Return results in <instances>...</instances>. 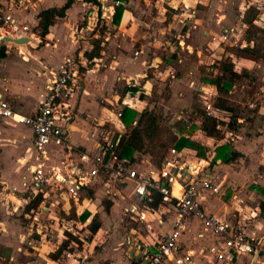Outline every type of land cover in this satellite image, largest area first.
<instances>
[{
	"label": "crops",
	"instance_id": "1",
	"mask_svg": "<svg viewBox=\"0 0 264 264\" xmlns=\"http://www.w3.org/2000/svg\"><path fill=\"white\" fill-rule=\"evenodd\" d=\"M98 1L99 3L101 2V0ZM103 2L104 1H102V7L108 12V20L111 19L113 21L117 3L106 5ZM0 3L5 11L13 14L19 24L29 25L35 34L34 41L29 45L17 46L14 44H6L4 46L6 47V57L0 58V94H2L16 112L27 116H34L40 107L48 82L58 75L66 59H68L67 57L63 61L66 52L69 51L75 54L76 51L80 49L82 39H85L87 35L94 32L93 23L96 20L97 6L93 2L77 0L66 12V17L58 19L50 28L49 34L45 38H42L37 30L40 22L39 15L46 9L63 7L67 3V0H0ZM165 4L175 11L174 22H169V25H174L173 23H175V28H180L181 25L184 27L193 21L194 27L192 28L197 29L201 21L200 18H198V12L196 10L199 5L204 7L206 16L211 15L212 19L214 21L216 20L219 24L222 22L223 16L219 15L220 13L218 10H221L223 7L228 8L232 4V1H157V6H160V10H166V8L163 7ZM242 4L243 1L240 5ZM190 9H192L191 12ZM190 13L192 17H190ZM101 17L105 18V16ZM144 17L143 13L142 15L136 14L134 16L128 10H125L119 26L118 35L121 37L120 40H122L121 42L123 43L121 45L122 50H118V47H114V43L117 44L115 39H111L109 44L119 55L114 56L115 61H112L111 64H103V69H101V62L106 60V53L103 47L102 57L96 60L99 61L100 64L97 63L94 66L95 68L87 70L85 79L81 78V89L71 101V106L75 109V119L71 124L72 144L79 150L96 152L99 143H102V145L105 144L106 141L109 140L106 126L117 119L116 112L125 107L127 103L129 108L140 112L136 107L129 105V102L140 101V98H143L144 95H148V92H145V90H148L152 82L149 79L148 71L151 67L155 66V63L151 65L148 64V58L145 55H148V51H151L149 48V45L153 44V40L151 39L155 40V38H162L160 35L162 30L160 29L157 31L156 29L144 31V28L141 27V25L144 26ZM241 17L242 19L244 18L243 15H241ZM158 18L162 19L163 17L160 16ZM235 18L241 21L239 15ZM146 20L149 19L146 18ZM131 21H134L135 24H132ZM125 26H127V28ZM209 29V31H203V34L207 36L208 41H213V44H223L236 36L235 33L225 41L224 35L229 31L228 28H223L221 35L217 37H213L214 29ZM77 33L79 36H76ZM118 36L116 37L118 38ZM43 41H45L44 47L38 51H30L29 46L35 48V44H42ZM133 42L141 44L140 48L135 52L137 57L133 56L134 54L132 55V47L135 45ZM154 43L155 45L157 44L155 41ZM181 44H184L181 51H188V53L191 54L196 50V47L193 48L189 46L184 40L181 41ZM87 50L88 49H84L81 51L82 53H80V55H84ZM24 51H26L28 55L22 56ZM197 53L199 54L201 52ZM193 66H190L191 72L194 70ZM236 72L241 74L239 70ZM187 76L189 77V75L185 74L184 80L182 81H187ZM115 78L117 82H123L121 83L123 84L121 86L123 89L125 87L131 88L129 87V83H136L135 87H138L139 83L143 82L140 89L144 91H139L135 95L128 93L123 96L122 89L114 92L115 95H113V99H110L107 95ZM93 81L96 83V86L92 85ZM197 84L201 88L200 90L203 95L205 91L213 93L212 101L215 97L217 98L219 96V91L215 85H206L201 81ZM101 98L108 102V104L113 105L115 107L114 110L107 106H101L99 104ZM121 101H123L122 105H120ZM115 102L117 106H115ZM215 107L219 110L217 113L218 121L227 120L223 119L219 114L228 115L229 111L220 109L216 105ZM237 120L239 121L237 127L232 128L229 124L227 125L225 131L226 137L224 139L222 138V142L216 138L207 137L202 127L200 128L202 139L204 138V140L198 142L208 150L213 148L211 152L209 151V154L212 153V156L203 159L196 155V150H185V161L187 164L193 165V169H195V167L197 169V175H189L187 179L191 180L190 182H194V186L199 194L198 197L201 199L202 206L207 213L216 215L232 226L244 231L255 244H259L258 248L260 251L258 249L257 253L252 255H234L232 262L219 261L209 249L215 246L220 247L222 245L220 239L208 234L201 237V234H205L202 221L198 218L186 217L181 229L179 245L183 251L189 250L194 253L193 260L190 264H264V181L257 183L259 188L249 189L251 186L249 182L252 180L253 174L264 169V108L263 111L261 110L257 113L253 112L252 115H249L247 118L240 117L237 118ZM0 121H5L8 124L17 126V129L7 131L12 145L11 148L3 149L4 153L2 152L0 158L10 166L8 169L10 172L14 170V173L12 172L9 177L10 181L20 184L19 187L10 186V181L5 179V175H1L0 171V227L2 226L4 229V231H0L2 232L0 234V242H2L5 234L8 232V222L2 218V213H6V210L9 211L10 208L11 211L13 209L12 214L21 211L22 208L24 210L25 204L28 201L22 200L21 197H17L14 193H12L13 196H11V194H8V190L12 188L13 190L18 189L19 193L23 191V183L30 177L28 167L34 162L35 150L32 143L31 128L17 124L12 120L0 119ZM133 125H137V121H135ZM220 125L221 124H219L218 129L221 128ZM121 130L120 127V131ZM0 133H3L1 129ZM28 138H30V143L25 142ZM190 138L193 140L196 136ZM231 139H233L232 142ZM227 144L242 155V157L234 163L225 164L221 160H215L217 149ZM192 154L193 156L190 158ZM46 156L52 161L60 160L62 158V149L49 147ZM25 157L30 158V161L27 162ZM134 160H137L136 155L134 156ZM148 164L150 165V162H148ZM137 165L140 166L141 164L137 162ZM16 167L17 169H15ZM210 167H212V169ZM149 171H157V169L153 166L142 173L146 174L149 173ZM15 172L18 176H14ZM23 172L25 174H23ZM181 181L184 183L183 180ZM206 181L210 182L217 192L204 189L202 184ZM182 183H179V185L175 184L171 188L174 196L180 195ZM97 189L103 191L106 201L112 202L113 208L120 204L125 205L124 215L125 209L138 204L133 196L132 184H130L127 189L123 190L118 198L114 199L106 195L103 186L97 185L86 190L81 199L77 203H74L79 207L81 206L82 199H85L83 203H88V207H86L88 209H85L88 211L83 210L79 213V217L85 212L91 213L89 220L85 224L88 222L90 223L97 214V211L94 213L90 208L95 206V204H92L94 200L91 199L90 202L87 199L88 195H95ZM228 191L238 192L236 195L232 196L233 199H236L234 202L228 199ZM249 198L255 199L257 204L255 205ZM149 202L150 201H145L142 205L138 204L134 213L125 215L126 217H138L143 227L142 233L132 229L130 235L126 237L125 241L122 243V246L126 245L128 247L129 258L132 261H123L121 253L118 252V255L113 257L115 261L111 264H143L142 251L146 247V244L156 242L158 238L170 233L175 228V224L179 219L175 202H164L162 200L157 208H151ZM103 204L104 202L102 205ZM22 212L27 219H31L34 214ZM82 224L84 225V223ZM101 231L102 229L100 228L98 232L100 233ZM32 242L34 243H32L31 246L39 241L33 240ZM2 244L4 245L5 243L2 242ZM40 245L42 246L41 248L47 247L43 241ZM59 248L60 247H58V249ZM58 249L51 251L52 253H49V256L46 257V260L49 261L47 264H61L60 258L58 260H53L50 257V255L55 254ZM12 260H14V257H12ZM0 264H2L1 261Z\"/></svg>",
	"mask_w": 264,
	"mask_h": 264
},
{
	"label": "rangeland",
	"instance_id": "2",
	"mask_svg": "<svg viewBox=\"0 0 264 264\" xmlns=\"http://www.w3.org/2000/svg\"><path fill=\"white\" fill-rule=\"evenodd\" d=\"M102 1L106 5L116 3V6L123 5L125 10H128L134 16L136 14L142 15L143 13L145 16L144 26L141 25V27L144 28V31H151L153 29H156V31L162 30L160 33L162 38L151 39L153 40V44L149 45L151 51H148L149 54L145 55L148 58V64L155 63V66L151 67L148 71L149 79L152 81L148 90H145V92H148V95H144L143 98L139 99L140 101L129 102V105L136 107L140 111L138 112L137 119L145 111L152 112L158 116L161 138L167 145L164 148L158 146L155 150L153 149L155 154L152 155L145 151L136 154V161L141 164L140 166L138 165L141 172H146L153 166L156 169H162L165 158L168 156L170 150L174 148V142L183 137L196 136L192 141L204 149V151L196 150L198 157L207 159L209 156H212V153L209 154V151L211 152L213 148L208 150L198 142L204 140L198 130L202 127L207 113L206 101L197 83L201 81L206 85L211 84V81L223 73L222 65L224 63L232 64L235 71H241L242 76L234 81V87L231 91L219 93V96L215 97L212 101L215 106L217 103H220L219 99H224L227 103L226 106L230 108L228 115L219 114L223 119L227 120H219L221 134L216 139L222 142V138L226 137L225 131L227 125L229 124L232 128L237 127L239 123L237 118H247L253 112L263 111L264 17L262 19L258 18L260 14L258 7L264 4V0H231L232 4L228 8L223 7L221 10H218L219 15L223 16V20L219 24L216 20L212 19L211 15L206 16L204 7L199 5L196 10L198 18L201 21L197 29L192 28L194 27L193 21L184 27L181 25L180 28H175V23H173L174 25H169V22H174L175 11L166 6V4L163 5L166 10H160V6H157L158 0H101L99 5L96 4L97 15L93 23L94 32H91L85 39H82L80 49L75 54L68 51L63 59V61L67 57L68 59H76L80 67L82 79L86 78L87 70L95 68L94 66L97 63L100 64L99 61H95V64L90 67L83 54L80 55L81 51L91 47V43L95 39L98 38L104 42L103 47L106 53V60L101 62V69H103V64H111L112 61H115L114 56L119 55L109 45L111 39H115L117 42V44L114 43V47L122 50L121 45L123 43L120 40L121 37L118 36L120 25L117 26L111 19L108 20V12L102 7ZM242 1L243 4L240 5ZM250 6L257 8L258 13L255 19L258 18V22L255 23L253 21L244 25V18L242 19L241 15L244 17L246 9ZM191 11L192 9H190ZM190 15L192 17L191 13ZM238 15L242 22L238 18H235ZM101 16H105V18ZM160 16L163 18L159 19L158 17ZM146 18L149 20H146ZM131 22L135 24L134 21ZM125 27L127 28V26ZM225 27L229 31L235 29L236 36L223 44H213L214 42L208 41L207 36L203 34V31H209V28H212L214 29L213 37H217L221 35L222 29ZM129 40L131 41L130 38ZM183 40L189 46L196 47L195 52L189 54L188 51H181L184 45L181 44ZM154 41L157 43L156 45ZM133 43L135 45L132 47V55L134 54L133 56L137 57L135 52L140 48L141 44ZM44 46L45 41L42 44H35V48L31 46L29 48L30 51H38ZM197 52L201 53L198 54ZM23 55L26 56L28 54L24 51ZM190 66L194 67L192 72ZM185 74L189 75V77L187 76V81H182ZM227 76L229 77V75ZM115 81L116 78L107 95L110 99H113L114 92L123 89L121 88L123 85L121 83L123 82ZM95 84L93 81L92 85L96 86ZM140 91L144 90L140 89ZM102 99L99 100L101 106H107L114 110L115 107L113 105L108 104V102ZM122 102L120 105L123 104ZM114 104L117 106L116 102ZM135 126L126 128L123 126L121 118H117L106 126L109 139L106 143L113 144L118 134L131 131ZM0 129L3 131V133H0L1 155L2 152L4 153V148H11L12 145L7 131L17 129V126L0 121ZM25 142L30 143V138ZM146 145L145 149L149 150L151 147L148 141ZM191 156L193 154L190 155V158ZM148 162H150V165ZM9 168L10 166L0 158L1 175L4 174L5 179L10 181L9 177L12 172L14 173V170L10 172ZM210 168L212 169V167ZM23 174L25 173L23 172ZM14 176H18V174L15 172ZM261 181H264V169L253 174L252 180L249 182L251 184L249 189L259 188L257 183ZM10 183V186L13 187L20 186L18 182L10 181ZM16 191L17 197L22 198V195L18 193V189L13 190L11 188L8 190V194L13 196L12 193ZM237 193V191H228V199L234 202L236 199H233L232 196ZM87 199L89 201L91 199L94 200L92 204H95L96 207L92 206L90 208L94 213L97 211L96 216L102 229L100 233L98 232L99 235L97 233L93 236L91 241L89 240V237H91L88 230L89 222L83 225L79 217V213L88 209L86 208L88 207V203H83L85 199H82L81 206L79 207L62 194V197L58 201L49 204L48 207L51 209V213L42 209L39 212H35L31 219L25 218L22 212L24 211L23 208L15 214H12L13 209L11 211V208L9 209L10 212L8 210H6V213L3 212L1 216L8 222V232L2 241L5 243V246L0 242V261L2 264H47L49 261L46 260V257L49 256V253L58 249L63 241L71 240L68 234H71L77 240H72L67 251L61 255V264H111L115 261L113 257L117 256L118 252L121 253L123 261L131 262L128 247L126 245L122 246V243L130 235L132 229L142 233L143 227L139 218L136 216L126 217L124 215V207L126 206L123 204L117 205L114 208L112 207L110 211H107L105 204L102 205L106 201V198L100 189L95 191V195H88ZM249 200L253 201L255 205L257 204L255 199L249 198ZM33 240H38L39 242L31 246L34 243L32 242ZM42 241L47 247L41 248L40 243ZM256 245L258 246L259 244ZM12 257H14V260H12Z\"/></svg>",
	"mask_w": 264,
	"mask_h": 264
},
{
	"label": "built area",
	"instance_id": "3",
	"mask_svg": "<svg viewBox=\"0 0 264 264\" xmlns=\"http://www.w3.org/2000/svg\"><path fill=\"white\" fill-rule=\"evenodd\" d=\"M258 18L264 17V4L258 7ZM258 18L254 21L258 22ZM235 34L231 29L224 35L227 41ZM25 35L34 41V32L29 25L17 22L11 12L4 10L0 3V40L6 37L16 38ZM76 36H79L78 33ZM0 44V50L2 49ZM80 67L76 59L65 61L61 71L47 86L40 107L34 116H27L16 112L10 103L0 94V119L12 120L17 124L32 129V143L35 150L34 162L28 167L30 177L23 183L22 200L36 199L42 196V202L35 212L42 209L52 212L49 204L58 201L62 194L77 203L86 190L97 185L103 186L106 195L118 198L119 194L133 185V196L139 205L153 200V192L162 196L164 202H175L179 219L175 228L154 243L146 244L142 253L143 264H190L194 253L183 251L179 245L181 229L186 217L198 218L203 223L204 235L219 238L222 245L212 247L209 251L219 261H233L234 255H252L258 246L247 234L220 217L207 213L194 182L187 176L197 175V169L185 161V150L172 148L164 160L162 169L143 174L134 159L121 158L111 150L110 143H99L96 152L82 151L72 144L71 124L75 119V109L71 106L72 99L81 89ZM136 83H129L135 87ZM213 93H204L207 117L218 119V109L212 102ZM116 112L117 118H122L124 108ZM201 133L200 129L198 130ZM233 139H231V142ZM56 147L62 149L60 160H50L47 149ZM29 162L30 158L25 157ZM184 183H182V181ZM181 184V193L174 196L172 187ZM204 189L217 192L210 182L202 184ZM17 196V191L13 192ZM19 193V192H18ZM19 193V194H20ZM133 205L125 209V215L134 213L138 207ZM34 212V213H35ZM0 231H4L2 226ZM259 249V248H258ZM260 251V249H259ZM262 252V251H261Z\"/></svg>",
	"mask_w": 264,
	"mask_h": 264
},
{
	"label": "trees",
	"instance_id": "4",
	"mask_svg": "<svg viewBox=\"0 0 264 264\" xmlns=\"http://www.w3.org/2000/svg\"><path fill=\"white\" fill-rule=\"evenodd\" d=\"M77 0H67V3L61 8H49L44 10L39 15V25L38 30L40 31V36L45 38L49 32L50 28L56 23L58 19L66 17V12L72 7V5ZM86 2H93L95 4H99L98 0H84ZM257 8L254 6L248 7L245 11V16L243 19V24L252 23L255 20V16H257ZM125 12V8L123 5H119L115 8V12L113 15V23L117 26L121 24L123 14ZM103 54V42L101 39H95L91 43L90 49H88L84 53V58L87 61L88 65L92 67L95 64L97 59H100ZM6 57V47H3L0 50V58ZM223 73L221 76L217 77L213 81H211L212 85H215L219 91V93H228L234 87V81L236 79L241 78V74H238L234 70V66L232 64L224 63L222 65ZM229 75V77L227 76ZM143 85V82L139 83L138 87H125L122 90V95H126L130 93L131 95H135L140 91V87ZM220 103H217L216 106L220 109L230 111V108L227 107V103L224 99H219ZM138 112L132 108L126 107L123 110L121 121L123 125L127 127L133 126V123L137 121V125L132 128L131 131H126L118 134L115 138L111 150L118 154L121 158L134 159V156L141 152H148L150 155L155 154L153 149L159 147H166L167 145L163 142L159 129V118L152 112L145 111L143 112L139 119L137 120ZM220 122L216 118L205 117L202 129L207 137L218 138L221 134V131L218 129ZM150 143V149L146 150L147 147L146 142ZM160 144V145H159ZM174 148L178 151L183 149H193L204 151L202 147L197 145L192 141L190 137H183L174 142ZM202 154V153H201ZM204 156V154H202ZM242 155L235 151L230 145H223L217 149V156L215 160H221L225 164L234 163L239 160ZM42 202V196H38L36 199H32L27 201L24 208V213H34L38 206ZM162 202V196L154 191L153 192V200L149 202V206L151 208H157L159 204ZM105 208L107 211L112 207V202L105 201ZM91 216L90 212H85L81 215L80 220L82 223H86ZM101 228V224L95 216L88 225V230L91 234L89 240L91 241L93 236L98 233ZM71 237V240H66L62 243L60 248L55 254H51L50 257L53 260H58L61 258V255L67 251L70 246L72 240H77L72 237L71 234H68ZM80 243V242H79ZM136 264V263H132Z\"/></svg>",
	"mask_w": 264,
	"mask_h": 264
},
{
	"label": "water",
	"instance_id": "5",
	"mask_svg": "<svg viewBox=\"0 0 264 264\" xmlns=\"http://www.w3.org/2000/svg\"><path fill=\"white\" fill-rule=\"evenodd\" d=\"M31 43V40L29 38H27L25 35H22L20 37H16V38H3L0 40V44L2 46H5L6 44H14L17 46H23V45H29Z\"/></svg>",
	"mask_w": 264,
	"mask_h": 264
}]
</instances>
